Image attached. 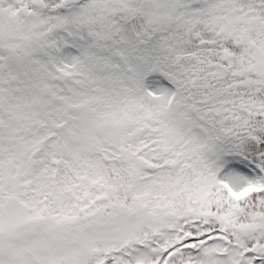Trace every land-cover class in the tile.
Segmentation results:
<instances>
[{"label":"snow or ice","instance_id":"obj_1","mask_svg":"<svg viewBox=\"0 0 264 264\" xmlns=\"http://www.w3.org/2000/svg\"><path fill=\"white\" fill-rule=\"evenodd\" d=\"M0 264H264V0H0Z\"/></svg>","mask_w":264,"mask_h":264}]
</instances>
